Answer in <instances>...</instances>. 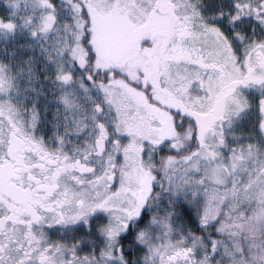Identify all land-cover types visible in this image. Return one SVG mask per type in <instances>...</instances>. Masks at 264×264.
<instances>
[{
  "label": "snow or ice",
  "instance_id": "6c2138e0",
  "mask_svg": "<svg viewBox=\"0 0 264 264\" xmlns=\"http://www.w3.org/2000/svg\"><path fill=\"white\" fill-rule=\"evenodd\" d=\"M0 264H264V0H0Z\"/></svg>",
  "mask_w": 264,
  "mask_h": 264
}]
</instances>
